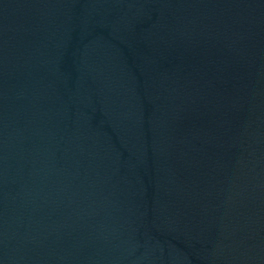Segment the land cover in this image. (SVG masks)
I'll return each instance as SVG.
<instances>
[{
  "label": "water",
  "instance_id": "1",
  "mask_svg": "<svg viewBox=\"0 0 264 264\" xmlns=\"http://www.w3.org/2000/svg\"><path fill=\"white\" fill-rule=\"evenodd\" d=\"M0 264H264V0H0Z\"/></svg>",
  "mask_w": 264,
  "mask_h": 264
}]
</instances>
